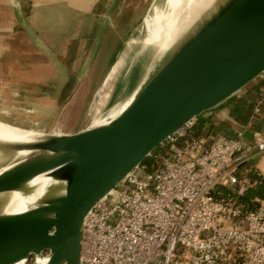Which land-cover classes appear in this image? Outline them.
Masks as SVG:
<instances>
[{"label":"water","instance_id":"1","mask_svg":"<svg viewBox=\"0 0 264 264\" xmlns=\"http://www.w3.org/2000/svg\"><path fill=\"white\" fill-rule=\"evenodd\" d=\"M119 1L112 0L111 7ZM11 5L20 9L19 0ZM21 26L36 47L51 54L22 17ZM100 42L98 33L78 82L90 71ZM263 75L264 0H215L173 48L160 58L153 55L147 75L117 118L107 122L109 112L99 126L6 145L11 157L5 165L12 158L14 164L0 174V197L26 196L29 183L41 176L51 182L25 212L8 214V202H0V264H82L89 214L155 151L199 118L210 119ZM22 152L29 154L15 163Z\"/></svg>","mask_w":264,"mask_h":264},{"label":"built area","instance_id":"2","mask_svg":"<svg viewBox=\"0 0 264 264\" xmlns=\"http://www.w3.org/2000/svg\"><path fill=\"white\" fill-rule=\"evenodd\" d=\"M263 109L264 90L236 138H191V125L168 141L155 168L136 169L86 218L82 264H264V199L251 211L215 197L246 193L238 172L264 153V127L250 132Z\"/></svg>","mask_w":264,"mask_h":264},{"label":"rangeland","instance_id":"3","mask_svg":"<svg viewBox=\"0 0 264 264\" xmlns=\"http://www.w3.org/2000/svg\"><path fill=\"white\" fill-rule=\"evenodd\" d=\"M11 2L12 0H0V48L5 50L0 52V123L13 127L6 128L0 124L1 146L19 145L15 138L37 143L46 137H59L85 130L97 117H106L117 104L126 101L143 81L153 63V51L151 48L145 50L148 47L143 45L146 37L144 26H138L153 14L155 6L163 9L166 0H120L113 7L112 0H99L94 28L88 35L85 32L84 38L73 40L65 55L63 68L55 72L56 77L51 80L43 78V72L33 69L41 65L48 67L50 63L17 61L23 58L35 60L39 55L25 40L11 38L12 34L8 31ZM128 24L132 28L129 29ZM98 33L101 34V42L95 61L86 78L78 82L75 77L81 73ZM75 57L80 60L78 63H73ZM118 63L120 67L117 74L104 93H99L97 97ZM21 65L29 67V70H16ZM66 65L73 67L72 71L68 69L72 78L63 77ZM45 79V86L38 85ZM76 82L79 85L72 93ZM63 83L67 84L66 90L60 92ZM195 123L191 125L194 126ZM58 131L60 133L54 135ZM8 162L9 160L4 161L2 165ZM255 168L264 173V153L256 158ZM247 171L244 166L239 170L243 174Z\"/></svg>","mask_w":264,"mask_h":264},{"label":"crops","instance_id":"4","mask_svg":"<svg viewBox=\"0 0 264 264\" xmlns=\"http://www.w3.org/2000/svg\"><path fill=\"white\" fill-rule=\"evenodd\" d=\"M19 1L20 9L12 5L9 6L8 13L10 25H8V31H10L12 34L11 38L18 37L21 40H25L29 46H32L34 52L39 56L35 60L23 58L17 61H21L22 63L33 62L37 64H45V62L50 63V66L48 65V67L46 65H41L33 67V69L40 73L43 72V78L51 80L56 77L55 72H58L62 65H64L63 63L65 62V55L67 54L69 47L72 45L73 40H77L80 37L82 39V37L86 35L85 32H88V35L94 28L97 14L96 12L98 11L97 8L99 7V0ZM21 17L34 30L39 38V43L42 46H46L51 54L39 49L34 45L33 41L24 32L21 26ZM1 41L2 39L0 37V47ZM0 52L3 53L5 50L1 49ZM79 61L80 60L75 57L73 63H78ZM72 68L71 66L70 68L67 67V65L65 66V74H63L64 78H72V73L69 72ZM16 70L26 71L29 70V67H24L21 65L20 67H17ZM46 72H48V75H45ZM46 82L47 81L45 79L38 85L45 86ZM255 85H258L261 91H263L264 76L261 78V80H258ZM66 86L67 84L63 83L60 92H64L66 90ZM223 112L224 111L220 112L218 117L225 121L232 130L239 129L241 126L247 125L249 123H240L237 120L227 116V113L224 114ZM0 124L6 128H13L12 126L6 125L4 123ZM261 127H264V124Z\"/></svg>","mask_w":264,"mask_h":264},{"label":"bare ground","instance_id":"5","mask_svg":"<svg viewBox=\"0 0 264 264\" xmlns=\"http://www.w3.org/2000/svg\"><path fill=\"white\" fill-rule=\"evenodd\" d=\"M215 0H166L165 7L159 9L156 6L153 9V14L148 16L144 20V29L146 31V37L143 41V45L147 46V49L153 51L155 58H160L166 54L171 48H173L186 34L191 25L202 18ZM135 44L138 41H133ZM119 55V54H118ZM120 64L118 63L111 71L108 76L105 87L108 86L118 72ZM133 96L125 103L116 106L109 113L107 122L117 118L130 104ZM100 117H97L94 121L96 126L105 124ZM60 133L59 131L54 135ZM19 145L20 144H32V141L24 138L14 139ZM5 146L0 145V159L9 160L11 155L5 154ZM29 153H19L18 157L15 158V163L21 161L24 157H27ZM5 165L0 168V174L6 171L12 164ZM51 180L45 176L38 177L29 183L31 193L26 196L22 192H11L1 195L0 202H8L7 213L18 214L25 212L30 206H33L34 202L38 200L44 189L50 184ZM42 264L44 261L40 260ZM19 264H26L21 262Z\"/></svg>","mask_w":264,"mask_h":264},{"label":"trees","instance_id":"6","mask_svg":"<svg viewBox=\"0 0 264 264\" xmlns=\"http://www.w3.org/2000/svg\"><path fill=\"white\" fill-rule=\"evenodd\" d=\"M102 9L103 7L101 8V10ZM102 12H104V10ZM128 25L129 29L132 28V25ZM96 29L97 28H95L94 30L96 31ZM93 34L94 32L92 33V35ZM104 85L101 91L98 92L97 97L99 93H104V90L107 87H104ZM261 93L262 91L258 85L251 86L241 97L231 100L228 104L216 110L214 112V115L210 119L206 120L203 117L199 118L196 121L195 125L189 130L191 138H211V136H213V133L215 135L214 137L228 139L236 138V133L225 121L218 117V114L222 111H225L227 113V116L233 118L234 120H237L240 123L246 124L251 119L254 105ZM207 123L211 125V129L207 127ZM263 124L264 109L262 110L261 114H259L252 120V129L250 130V132L261 128ZM185 141L186 139L183 138L178 143L183 144ZM170 145L171 144H165L160 149L155 151L154 154L142 164V167L147 171H151L153 168H155L160 157L164 155L167 150H169ZM255 161L256 158H253L244 166L245 169L248 170L246 174L238 172L240 181H245V183L247 184V191L243 196H237L234 189L223 187L217 190L215 197L225 204L235 203L236 205L242 206L246 210H256V200L264 199V175L255 168Z\"/></svg>","mask_w":264,"mask_h":264}]
</instances>
